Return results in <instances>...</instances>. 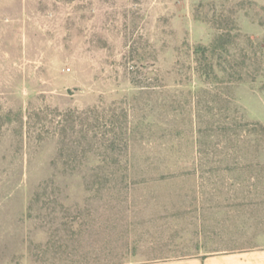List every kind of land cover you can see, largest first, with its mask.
<instances>
[{
	"label": "rangeland",
	"instance_id": "374dc122",
	"mask_svg": "<svg viewBox=\"0 0 264 264\" xmlns=\"http://www.w3.org/2000/svg\"><path fill=\"white\" fill-rule=\"evenodd\" d=\"M256 244L264 0H0V264Z\"/></svg>",
	"mask_w": 264,
	"mask_h": 264
},
{
	"label": "crops",
	"instance_id": "0c3cea01",
	"mask_svg": "<svg viewBox=\"0 0 264 264\" xmlns=\"http://www.w3.org/2000/svg\"><path fill=\"white\" fill-rule=\"evenodd\" d=\"M116 264H264V244L234 249L199 248L192 254Z\"/></svg>",
	"mask_w": 264,
	"mask_h": 264
},
{
	"label": "trees",
	"instance_id": "16d2710c",
	"mask_svg": "<svg viewBox=\"0 0 264 264\" xmlns=\"http://www.w3.org/2000/svg\"><path fill=\"white\" fill-rule=\"evenodd\" d=\"M214 42H215V40H214ZM213 47H214V44L212 43V45L210 46V48H213ZM210 48H208V47H202V46L196 47V49L194 50V55H195L196 61H198V62H196L197 64L202 65L201 60L204 59L205 52H207L208 49H210ZM212 73H213V71H212Z\"/></svg>",
	"mask_w": 264,
	"mask_h": 264
}]
</instances>
